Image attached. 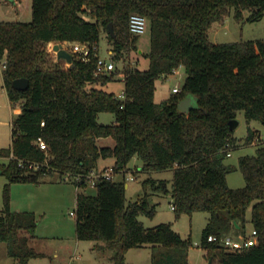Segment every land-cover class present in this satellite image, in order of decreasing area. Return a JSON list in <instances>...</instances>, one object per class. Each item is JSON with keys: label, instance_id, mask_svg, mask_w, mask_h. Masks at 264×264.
Returning a JSON list of instances; mask_svg holds the SVG:
<instances>
[{"label": "trees", "instance_id": "trees-1", "mask_svg": "<svg viewBox=\"0 0 264 264\" xmlns=\"http://www.w3.org/2000/svg\"><path fill=\"white\" fill-rule=\"evenodd\" d=\"M247 10L250 15L245 17ZM134 13L149 20L150 65H129L122 71L123 98L94 87L117 73L96 75L94 54L88 61L74 54L69 67L46 66L45 43L98 44L110 22L117 35L110 36L113 60H120L125 49L137 48L139 36L129 30ZM232 15L238 21L259 20L264 17V0H33L30 22H0L4 88L12 104H21V112L12 119V144L0 149V159L8 160L0 162V174L8 180L0 210V242L7 243L9 256L22 264L45 256L29 243L38 227L34 212L11 210L12 184H40L45 176L58 173L82 188L74 212L79 240L105 242L116 264H128L127 252L146 245L153 249L152 264H189L190 238L184 239L170 223L146 227L139 219L157 212L147 195L127 203L126 183L104 178L97 182V194L87 195L86 182L74 180L75 175L97 169L101 159H115L120 171L137 156L143 171L173 170L171 188L166 179L147 178L144 185L172 193L176 218L210 214L202 246L213 258L219 256L220 264H264V140L256 145L255 155L239 159L245 179L241 188L228 184V174L238 168L226 163L229 156L223 150L227 143L236 147L230 120L238 112L264 126V39L211 41L212 25ZM182 65L187 72L182 89L157 103L156 81ZM22 77L30 81L25 91L13 86ZM188 96H194L198 106L183 112L178 105ZM101 112L113 113L115 122L100 123ZM108 137L113 146L97 144ZM258 139L261 132L249 128L246 144ZM248 223L258 233L254 246L231 252L207 241L210 234L246 235Z\"/></svg>", "mask_w": 264, "mask_h": 264}, {"label": "rangeland", "instance_id": "rangeland-1", "mask_svg": "<svg viewBox=\"0 0 264 264\" xmlns=\"http://www.w3.org/2000/svg\"><path fill=\"white\" fill-rule=\"evenodd\" d=\"M33 0H0V22H30L32 20ZM135 14V13H134ZM250 12L245 11V17ZM217 26V25H215ZM214 27L209 30V37L215 43H228L241 40L264 39V17L256 21H238L233 15L227 24L226 30L222 28L220 33H215ZM60 41L45 43L43 47L47 51V67H54L60 63L69 67L64 59H59L54 45ZM98 53L104 59H113L114 40L108 31L102 30L98 42ZM136 49H125L120 60H114L117 72L113 80L104 84H95L94 87L113 92L123 98L124 76L122 71L129 65L139 69H148L150 60L147 54L151 51V32L139 35L136 42ZM67 47L71 46L68 44ZM4 62L1 64V70ZM0 70V149L9 148L12 144V119L17 115L16 109L21 107L20 103L12 104L3 87V75ZM187 75L185 66H180L175 73L162 76L156 81L155 101L161 103L174 94V87L182 89ZM194 101L192 107H197ZM240 125L234 131L236 147L226 159L227 164L239 167V159L244 155H255L258 140L255 144H246L245 139L249 128L257 129L264 138V126L257 120L248 121L243 111L238 112ZM98 121L102 124H112L115 116L111 112H101ZM99 146L114 145L111 137L99 138ZM103 160V159H102ZM7 158L0 159L6 163ZM101 164V163H100ZM143 162L136 156L126 167L135 175L134 181L125 179V173L116 171L114 180L124 181L126 188L127 203H133L144 195L149 197L151 206L156 207V214L153 217L140 215L139 219L146 227H155L162 223H170L174 230L180 233L184 239L190 238L192 245L189 249L188 260L190 264H208L212 255L209 250L202 246L204 229L208 223L210 214L208 212L184 213L176 218L173 208V195L153 191L150 186H145L147 178L169 180V187L172 186L174 172L172 169L143 171ZM112 166L100 168L107 170ZM115 168V166H114ZM228 184L232 188H241L245 185V179L238 168L227 176ZM8 182L7 178L0 174V210L3 207V188ZM82 191L76 183L65 177L62 179L58 173L52 176H45L40 184L34 183H13L11 186V210L20 212H34L38 220V227L34 237L29 239L30 245L37 251L45 253L44 257H37L30 260L28 264H116L112 259L114 251L107 248H97V241L79 240L76 236V216L72 215L77 207V194ZM87 195H96L97 187L89 185L83 190ZM251 226L246 228V235L241 232L232 231L236 237H247ZM230 235V234H229ZM232 236V234H231ZM7 243L0 242V264H22L8 255ZM153 249L146 245L130 249L126 254L128 264H152ZM213 264H219L216 258Z\"/></svg>", "mask_w": 264, "mask_h": 264}, {"label": "built area", "instance_id": "built-area-1", "mask_svg": "<svg viewBox=\"0 0 264 264\" xmlns=\"http://www.w3.org/2000/svg\"><path fill=\"white\" fill-rule=\"evenodd\" d=\"M149 29V20L146 16L142 14H132L129 20V30L133 35H142L146 33V31ZM57 42V41H56ZM62 43L64 48L71 51L73 54L77 55L78 58L82 59L83 61H88L92 54L97 56L96 61V75L101 74H111L116 70V65L113 59H104L101 57L98 53V45L92 44L90 42H59ZM57 44V43H56ZM71 46L67 47V45ZM181 89L178 87H175L173 89L174 93L179 92ZM45 122H42V125H44ZM264 140L263 136L261 135V139H258V143ZM38 143L42 149L47 148L46 142L39 138ZM257 142H253L255 144ZM234 149V146L231 143H227L224 147V151L227 152L228 156L231 155V151ZM33 166V165H31ZM125 173V179L128 181H134L136 179L135 175L131 173V171H127L126 168L120 170ZM118 171V172H120ZM116 174L114 166L107 170H98L94 169L89 174L86 175H75L74 180L77 182L85 181L86 185H92L96 186L97 182L100 179H108V180H114V176ZM72 215H75L74 212H72ZM257 230L252 229L251 233L247 237L239 236H231L229 234L218 236L215 234H210L207 238L208 242H214L218 243L220 246L224 247L226 250L231 252H237L239 250H242L244 248H248L251 246H254L257 244Z\"/></svg>", "mask_w": 264, "mask_h": 264}, {"label": "water", "instance_id": "water-1", "mask_svg": "<svg viewBox=\"0 0 264 264\" xmlns=\"http://www.w3.org/2000/svg\"><path fill=\"white\" fill-rule=\"evenodd\" d=\"M108 32L109 35L112 36L114 39L117 38L116 32L114 30L113 22H110L108 25ZM54 50L57 52V56L59 59H64L68 63L73 62L74 54L69 51L68 49L64 48L62 43H57L54 45ZM14 88L20 91H25L29 88L30 86V81L28 78H17L13 82ZM194 101H196V98L194 96H188L187 98L183 99L179 105L178 108L183 111V112H189V110L192 108ZM240 125V121L238 118L230 120V129L232 131H235L238 126ZM235 225L237 228H239V224L237 221H234ZM213 257L210 258L208 264H213Z\"/></svg>", "mask_w": 264, "mask_h": 264}, {"label": "crops", "instance_id": "crops-1", "mask_svg": "<svg viewBox=\"0 0 264 264\" xmlns=\"http://www.w3.org/2000/svg\"><path fill=\"white\" fill-rule=\"evenodd\" d=\"M231 17L232 16H229V17H227L226 18V20L223 22V23H219V22H217V23H214L213 25H212V27L211 28H213L214 27V32L215 33H220L221 31H222V28H224L225 30H226V28H227V24L229 23V21H230V19H231ZM215 25H217V26H215ZM210 28V29H211ZM2 71V70H1ZM175 73V72H174ZM2 75H3V73H2ZM3 87H4V85H3ZM175 88V87H174ZM5 89V88H4ZM5 91H6V89H5ZM7 93V92H6ZM173 95V94H172ZM21 112V107L20 108H17L16 109V113L18 114V113H20ZM101 163V164H100ZM115 165V159H113V158H108V159H101V160H99V162H98V166H97V169H102V168H105V167H107V166H114ZM128 185L126 184V187H127ZM87 187H89V186H87ZM87 189V188H86ZM250 215H251V212H249V217H250ZM210 217V216H209ZM248 226H251V230L253 229L252 228V224L251 223H248V225H247V227ZM251 233V231L249 232V234ZM230 235L232 234V236H235L233 233H229ZM248 234V235H249ZM236 237V236H235ZM106 244H105V242H103V241H99V242H97L96 243V247L97 248H104V246H105ZM7 248H8V246H7ZM7 252H8V249H7ZM216 258H218V261H219V264H220V258H219V256H216V257H214V259H213V262H214V260L216 259ZM190 264V263H189Z\"/></svg>", "mask_w": 264, "mask_h": 264}]
</instances>
